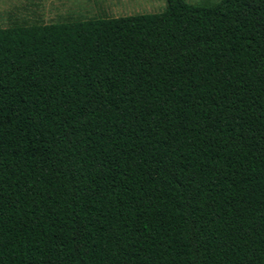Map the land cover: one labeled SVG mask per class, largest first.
Here are the masks:
<instances>
[{"label": "trees", "instance_id": "obj_1", "mask_svg": "<svg viewBox=\"0 0 264 264\" xmlns=\"http://www.w3.org/2000/svg\"><path fill=\"white\" fill-rule=\"evenodd\" d=\"M0 264H264V0L0 27Z\"/></svg>", "mask_w": 264, "mask_h": 264}, {"label": "rangeland", "instance_id": "obj_2", "mask_svg": "<svg viewBox=\"0 0 264 264\" xmlns=\"http://www.w3.org/2000/svg\"><path fill=\"white\" fill-rule=\"evenodd\" d=\"M165 6L166 0H0V27L159 12Z\"/></svg>", "mask_w": 264, "mask_h": 264}]
</instances>
